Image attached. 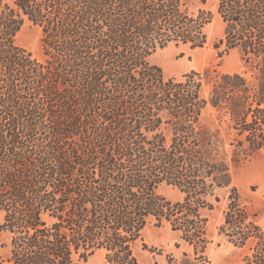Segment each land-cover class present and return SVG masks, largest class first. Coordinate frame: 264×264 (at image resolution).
<instances>
[{
  "label": "trees",
  "instance_id": "1",
  "mask_svg": "<svg viewBox=\"0 0 264 264\" xmlns=\"http://www.w3.org/2000/svg\"><path fill=\"white\" fill-rule=\"evenodd\" d=\"M191 3L0 0V264H81L98 251L102 264H159L134 252L151 222L190 248L167 264H210L203 212L222 189L218 235L251 243L244 264H264V231L231 173L264 150V0L217 2L214 46L236 50L240 70L166 77L152 54L207 41L213 14ZM26 22L42 59L15 41Z\"/></svg>",
  "mask_w": 264,
  "mask_h": 264
},
{
  "label": "rangeland",
  "instance_id": "2",
  "mask_svg": "<svg viewBox=\"0 0 264 264\" xmlns=\"http://www.w3.org/2000/svg\"><path fill=\"white\" fill-rule=\"evenodd\" d=\"M218 0H192L190 8L197 12L199 9L210 11L212 20L205 26L207 41L202 47L190 48L188 45L175 46L171 44L156 51L149 57V61L158 65L166 77L179 78L189 71L203 72H233L241 69V61L236 50L220 55L224 48L215 44L223 33V23L217 14ZM41 31L36 25L26 22L17 33L16 43L32 52L34 56L42 59ZM207 92V87H204ZM214 119L212 110L204 111L202 122L211 125ZM233 184L238 188L241 196L247 202V207L256 214V219L264 231V150L247 157L239 164L231 168ZM158 192L171 200L181 197L178 191L171 186L162 184ZM221 201L216 203L214 209L204 210L207 217V234L210 239L206 253L210 264H244L243 256L249 251L250 244L236 247L224 237L218 235V226L223 220L226 208L227 190L219 191ZM9 235L0 231V254L6 252ZM146 245V247L143 246ZM184 251L190 248L180 240L178 234L173 232L169 225L164 223L157 226L151 222L142 232V238L134 245V252L141 263L157 261L159 264H167V255L171 254L179 258ZM103 253L101 251L89 256L81 264H102Z\"/></svg>",
  "mask_w": 264,
  "mask_h": 264
}]
</instances>
